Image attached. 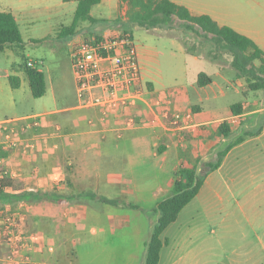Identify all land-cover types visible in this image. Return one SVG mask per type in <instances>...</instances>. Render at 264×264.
Wrapping results in <instances>:
<instances>
[{
  "label": "crops",
  "instance_id": "0c3cea01",
  "mask_svg": "<svg viewBox=\"0 0 264 264\" xmlns=\"http://www.w3.org/2000/svg\"><path fill=\"white\" fill-rule=\"evenodd\" d=\"M171 1L246 35L264 52V0ZM176 45V54L157 58L146 54L151 67L156 58L162 78L154 79L151 73L146 79L142 76L149 98L157 101L151 107L139 105L142 125L117 135L113 128L121 120L114 116L103 120L99 110L80 107L74 92L67 103L38 114L39 120L18 115L8 134L9 148L7 131L0 130V176L6 174L24 190L64 195L59 201L35 203L0 200V264H90L81 262L83 255L91 254L93 259L99 246L112 244L116 236L125 237V264L139 260L138 253L144 264L158 215L156 204L170 193L180 169L197 164L207 172L194 198L203 211L215 189L258 188L264 182V91H249L231 65ZM200 72L210 78L204 86L197 84ZM47 78L52 80L45 74L46 83ZM166 102L180 116L181 126L167 125ZM234 103L242 105L241 113L231 112ZM222 122L230 125L228 137L219 131ZM240 136L243 140L228 149L216 169L202 166ZM4 190L17 192L12 187ZM181 213L166 228L171 234L163 233L167 243L159 264H225L221 257L210 260L208 241L197 247L191 240L197 233L192 215ZM9 217L15 219L10 226L16 236L12 244L7 243ZM226 235L221 231V237ZM253 264H264V255L256 256Z\"/></svg>",
  "mask_w": 264,
  "mask_h": 264
},
{
  "label": "rangeland",
  "instance_id": "374dc122",
  "mask_svg": "<svg viewBox=\"0 0 264 264\" xmlns=\"http://www.w3.org/2000/svg\"><path fill=\"white\" fill-rule=\"evenodd\" d=\"M75 7L74 0H0V11L13 13L22 36L21 44L6 46L0 51L1 121L19 119L18 115H32L33 119L39 120L38 114L50 111L54 104L67 103L66 98L73 96L75 81L68 51L71 36H60V30L71 23ZM126 9V5L120 1L104 0L92 7L91 14L105 21L95 25L83 21L78 25L76 32L81 29L93 30L103 25L129 28L136 43L144 79L151 73L154 79L161 80L162 74H158L161 67L156 65V58L176 54V44H181L197 54L215 58L221 65L230 66L229 53L217 49L204 37L186 30L182 21L174 19L167 25L146 29L128 23L125 17ZM146 54L156 57L152 67L149 61V65L146 63ZM36 58L42 60L41 69L46 76L52 77L51 81L47 78L45 94L37 98L31 95L24 73V64L29 59ZM6 73L19 75L20 86L12 88ZM203 168L199 169L201 174H204ZM212 194L206 211L197 206L195 199L181 211V216L191 214V223L196 225L194 228L197 233L191 240L196 241L197 247L201 241H208L206 245L211 248L210 260L221 257L225 264H253L256 256L264 255L261 249L264 246V182H261L258 188L250 186L228 190L215 189ZM221 231H227V235L221 237ZM119 233L121 232L117 235ZM169 234L171 228L164 231L165 236ZM125 242V237L116 236L112 239V244L105 248L99 246L98 254L96 253L93 259L91 254H86L81 262L125 264ZM138 254L140 259L134 264H143V255Z\"/></svg>",
  "mask_w": 264,
  "mask_h": 264
},
{
  "label": "trees",
  "instance_id": "16d2710c",
  "mask_svg": "<svg viewBox=\"0 0 264 264\" xmlns=\"http://www.w3.org/2000/svg\"><path fill=\"white\" fill-rule=\"evenodd\" d=\"M74 1H76V7L71 23L69 26L61 28L60 36L69 35L72 37L76 33L78 25L83 21H88L92 25L105 21L97 19L91 14L92 7L102 0ZM120 2L127 7L125 17L127 22L131 24L153 28L167 25L174 19L182 21V25L186 30L204 37L213 43L217 49L231 55L230 65L236 71L237 77L246 80L249 91L264 90V52L251 38L227 25H219L207 14H192L186 6L171 0H120ZM21 43L22 36L15 16L10 11H0V51H3L6 46ZM187 51L193 52L189 49ZM211 59L215 60V58ZM24 73L31 95L35 98L43 96L46 92L44 71L29 67L25 63ZM7 78L12 88L19 87V76L8 75ZM209 82L210 78L207 74L204 72L198 74L197 84L199 86H204ZM241 107L240 103H234L230 105V110L233 114H239L241 113ZM219 131L224 137H228L231 133L230 125L222 122ZM258 132L257 130L255 133ZM255 133L245 132L243 135H253ZM243 137L236 138L228 146L219 150L213 161L206 162L202 166H207L209 171L216 169L228 149L237 142L242 141ZM206 174L207 172L200 173L197 164L189 168H182L175 174V181L170 193L156 204L155 211L158 215L146 243L144 264H159L161 249L167 243L163 237L164 231L177 219L181 210L196 197L204 183ZM6 187H12L17 192H5ZM63 197L64 195L54 190H24L20 184L13 183L6 174L2 173L0 176V200L4 202L59 201ZM109 203L113 202L109 201Z\"/></svg>",
  "mask_w": 264,
  "mask_h": 264
},
{
  "label": "built area",
  "instance_id": "2783aa9c",
  "mask_svg": "<svg viewBox=\"0 0 264 264\" xmlns=\"http://www.w3.org/2000/svg\"><path fill=\"white\" fill-rule=\"evenodd\" d=\"M68 51L80 107L99 110L103 120L108 116L119 118L121 124L113 128L117 135L145 123L138 112L139 105L151 107L157 101L149 98L150 92L141 75L136 43L129 28L103 25L93 30L81 29L71 37ZM27 65L41 69L42 60L29 59ZM167 104L163 111L167 125L181 126L180 116L172 113ZM18 121L0 122V130L7 131V148L11 144L8 134ZM7 222V243L12 244L16 236L10 226L15 225V219L9 217Z\"/></svg>",
  "mask_w": 264,
  "mask_h": 264
}]
</instances>
